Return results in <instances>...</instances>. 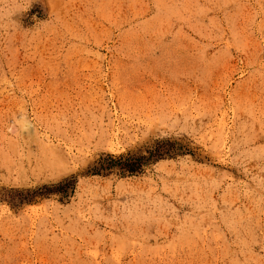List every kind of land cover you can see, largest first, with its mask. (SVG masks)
Masks as SVG:
<instances>
[{"label": "rangeland", "instance_id": "1", "mask_svg": "<svg viewBox=\"0 0 264 264\" xmlns=\"http://www.w3.org/2000/svg\"><path fill=\"white\" fill-rule=\"evenodd\" d=\"M0 264H264V0H0Z\"/></svg>", "mask_w": 264, "mask_h": 264}, {"label": "trees", "instance_id": "2", "mask_svg": "<svg viewBox=\"0 0 264 264\" xmlns=\"http://www.w3.org/2000/svg\"><path fill=\"white\" fill-rule=\"evenodd\" d=\"M159 150V146L157 145L154 149L148 152L147 157L133 158L130 156H126V158H124L122 156H119L118 158H114L112 156H107L106 159L102 160L98 163L97 166L91 169V173L94 175H98L115 167H118V169L122 172H126L129 174L138 173L141 167H143L144 165L153 161H157L163 156H171L170 150L165 149V151L162 152Z\"/></svg>", "mask_w": 264, "mask_h": 264}]
</instances>
